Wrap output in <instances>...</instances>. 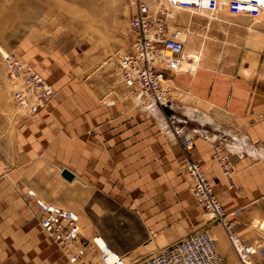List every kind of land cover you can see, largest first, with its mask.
Segmentation results:
<instances>
[{
	"label": "crops",
	"instance_id": "obj_1",
	"mask_svg": "<svg viewBox=\"0 0 264 264\" xmlns=\"http://www.w3.org/2000/svg\"><path fill=\"white\" fill-rule=\"evenodd\" d=\"M236 80L223 104L232 105L236 115L197 118L191 109L174 115L170 109L135 104L132 111L120 110L81 92L76 97L55 94L44 109L16 124L13 144L0 141V264H55L56 256L66 261L42 231L39 212L27 203L28 191L75 211L86 235L102 234L114 242L104 236L109 232L104 226L114 223L130 241L129 250L142 243L167 248L192 234L199 228L201 207L190 194L181 163L185 139L193 144L187 157L200 163L224 209H242L243 214L254 208L253 214L264 218V118L257 119L264 112L262 88L257 82L248 87L256 91L255 105L246 100L243 106L247 84ZM216 146L234 165L237 189L226 188L213 157ZM63 169L74 175L72 182L60 176Z\"/></svg>",
	"mask_w": 264,
	"mask_h": 264
},
{
	"label": "rangeland",
	"instance_id": "obj_2",
	"mask_svg": "<svg viewBox=\"0 0 264 264\" xmlns=\"http://www.w3.org/2000/svg\"><path fill=\"white\" fill-rule=\"evenodd\" d=\"M137 1L0 0V51L4 54L9 52L19 60L32 64L34 70L54 87V95L70 93V96L76 97L86 92L88 98H93L100 105L115 103L120 110L132 111L136 99L118 82L117 69L120 57L132 51L137 41V35L129 24ZM141 1L156 8L164 4L163 0ZM168 29L170 32H181L183 54L180 60L189 58L194 61L196 69L168 76L169 105L166 110L182 115V112L191 109L197 118L207 117L209 113L236 115L238 111L232 105H223L225 95L232 83L238 81L236 79L247 84L242 105L246 100H250L251 107L255 105L256 91L252 89L250 93L248 87L257 82L262 88L264 107V18L253 21L232 17L224 11L172 10ZM10 91V82L0 58V141L8 146L13 144L15 125L32 117L16 114ZM263 118L264 112L257 116L258 120ZM215 163L217 165L216 160ZM40 165L46 172V164L41 162ZM232 166L231 176L234 178L233 163ZM250 166L254 167V164ZM234 187L237 189V185ZM198 210L200 224L193 233L207 231L224 264H240L221 227L212 224L203 211ZM240 210L241 214L233 222L234 228H242L243 233L236 235L246 244L264 242V238L255 231V221L264 218L254 215V208L244 209L243 214ZM104 228L109 231L104 236L114 240H106L107 243L128 263L166 248L155 249L153 244L146 247L147 244L142 243L139 249L129 250L130 241L126 234L116 232L118 227L114 223ZM134 229L141 236L138 224L134 225ZM56 248L65 257L63 251ZM65 259L64 262L61 256H56L55 264H69ZM257 261L264 264V260Z\"/></svg>",
	"mask_w": 264,
	"mask_h": 264
},
{
	"label": "built area",
	"instance_id": "obj_3",
	"mask_svg": "<svg viewBox=\"0 0 264 264\" xmlns=\"http://www.w3.org/2000/svg\"><path fill=\"white\" fill-rule=\"evenodd\" d=\"M163 3L156 8L144 1H137L129 22L137 41L132 51L120 57L117 70L118 82L135 97V105L165 111L169 105L168 76L179 70L183 52L181 32H170L168 29L172 10L224 11L232 17L262 21L264 0H163ZM0 58L10 82L11 101L16 114H37L52 99L53 87L30 64L15 55L9 52L4 55L0 51ZM168 127L176 134L174 122H168ZM192 146L190 139L182 142L186 156L181 163L190 180L193 199L209 221L224 231L240 264H259L257 260H264V242L246 244L236 235L233 220L241 214V210L228 213L224 209L200 163L187 157ZM213 155L227 189L233 190V166L229 157L219 152V147L215 148ZM26 195L27 203H33L39 212L42 231L63 251L69 264H224L207 231L194 232L158 253L128 263L101 236L84 238L79 216L74 211L45 203L32 191ZM255 231L264 236V219L255 227Z\"/></svg>",
	"mask_w": 264,
	"mask_h": 264
},
{
	"label": "bare ground",
	"instance_id": "obj_4",
	"mask_svg": "<svg viewBox=\"0 0 264 264\" xmlns=\"http://www.w3.org/2000/svg\"><path fill=\"white\" fill-rule=\"evenodd\" d=\"M183 54V53H182ZM4 55H6V54H4ZM167 56H168V54H167ZM196 58V57H195ZM194 62V61H193ZM193 62H191L190 60H189V58L187 59V58H185V57H183V59L182 60H180V67H179V70L176 72V73H179V72H182V71H184V72H186V71H190V72H193V71H195V66H194V63ZM197 67V66H196ZM10 89H11V87H10ZM11 93V92H10ZM259 223H261V221L259 222ZM258 223V224H259ZM258 224L256 225V226H258ZM263 238H264V236H262ZM261 260V259H260Z\"/></svg>",
	"mask_w": 264,
	"mask_h": 264
},
{
	"label": "water",
	"instance_id": "obj_5",
	"mask_svg": "<svg viewBox=\"0 0 264 264\" xmlns=\"http://www.w3.org/2000/svg\"><path fill=\"white\" fill-rule=\"evenodd\" d=\"M60 176L67 182H72L75 179L74 175L66 169L61 171Z\"/></svg>",
	"mask_w": 264,
	"mask_h": 264
}]
</instances>
